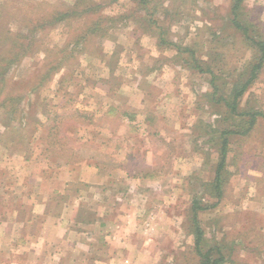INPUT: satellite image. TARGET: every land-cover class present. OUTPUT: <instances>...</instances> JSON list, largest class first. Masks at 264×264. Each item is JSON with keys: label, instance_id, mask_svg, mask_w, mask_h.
<instances>
[{"label": "rangeland", "instance_id": "rangeland-1", "mask_svg": "<svg viewBox=\"0 0 264 264\" xmlns=\"http://www.w3.org/2000/svg\"><path fill=\"white\" fill-rule=\"evenodd\" d=\"M76 2L82 7L91 6L95 12L93 19L99 13L116 15L133 10L134 18L111 29L104 37H91L89 49L93 52L75 51L74 59H65L62 69L49 71V65L63 54L62 48L79 33L78 27L82 25L84 18L38 26L32 39H29V34L32 35L31 27L36 25L38 13L51 14L55 9L73 6ZM233 3L234 0H159L157 12L159 19L166 22L169 41L183 46L194 45L201 61L210 64L220 76L217 86L222 92L231 88L234 79L244 70L245 64L253 55L244 34L232 23ZM146 9L132 0H0V54L4 53L2 55L8 58L16 38L25 41V44L33 43L32 48H28L18 61L11 62L9 66H6L9 59H0V141L8 145L6 149L9 152L17 151L20 155H30V144L33 143L36 145L33 152L38 154L36 160L27 163L26 167L23 159L12 158L0 148V172L3 171L0 186L9 190L14 187V193L21 197V201H28V197L33 199L35 193L45 187V179L40 180L38 175L45 169L46 164L51 160L55 164H58L59 159L64 160L59 157L62 150V155L68 157L72 155L70 149L82 146L80 140L85 131L79 127L80 124H88L91 120L89 117L67 116L59 122L60 128L48 136L50 128L44 123L53 116L50 106L57 100L53 95L55 92L66 94L69 92L64 91L67 88H72L71 91L77 89L83 83L79 81L83 79L87 93L90 94L93 93L94 84H99L102 88L113 87L116 84L114 79L95 81L97 75L102 73L96 61L108 57L111 47L116 52L112 61L117 60L122 49H126L129 43L128 35L132 34L130 27L133 28L136 39L141 40L145 33L141 32V28L137 30V24H145L146 27L151 25L147 22L149 8L148 11ZM240 18L246 22L251 36L264 38V0H243ZM140 42L144 45L140 51L142 56L151 58L154 51L153 41ZM144 49H150L151 54ZM160 50L163 52L157 57L165 81L162 89L175 95L167 101L173 105L176 114L174 118L181 123L182 130L177 137L174 136L175 132L170 131V135L175 138L165 145V152L159 155L162 159L166 156L172 157V161H166L165 166L169 173L167 184L175 183L172 174L176 171L180 170L184 175L181 183H178L181 193L178 211L182 214L183 223L181 233L177 224L166 225L170 236L167 244L169 248L155 262L152 258L149 259V263L198 264L199 256L193 250V242L188 234L192 231L189 206L194 197V193L189 194V191L197 187L199 192L203 186L199 178L197 184L193 183L197 173L200 177L203 176L200 180L210 179L215 175L214 166L218 157L216 147L219 146L216 144L220 143L219 132L216 130L227 128L232 120L226 119L222 115L223 106L212 100L217 86L211 85L209 73L200 72L187 65L184 62L187 54L178 55L174 46H161ZM122 72L121 74L126 75L130 70ZM61 75L65 76L64 81L61 80ZM80 75L83 77L80 78ZM242 77H247V73ZM220 94L219 91L217 95ZM68 100L74 101L75 98L69 96ZM102 100L103 106L108 99L102 96ZM12 106L17 107L16 114L8 113V108ZM240 108L264 111V68L258 80L240 99ZM73 111L71 108L69 112ZM11 117L12 121L8 122ZM97 117L105 119L102 115ZM210 122L212 126L207 125ZM60 137L64 139V146L61 147L56 143ZM231 142L226 164V171L231 174L224 185L225 196L214 212L202 211L199 218L211 243L224 247L226 256L230 258L229 264H264V116L258 118L257 125L249 135L232 136ZM84 150V155L92 153L89 146H85ZM162 161L164 162L160 160V164ZM19 166L22 175L14 178V172ZM19 185L24 190H18ZM166 193L168 196L169 193ZM9 194L11 193L0 194L3 202H12V195ZM201 200L203 203L213 201L205 197ZM236 202L243 203L245 209L234 207ZM152 211L153 209L148 211V218L155 217L156 213L153 214ZM174 211L175 209L165 211L166 217L172 218ZM174 239H177L176 242H173ZM134 260L140 261L141 257ZM39 261L42 262V259Z\"/></svg>", "mask_w": 264, "mask_h": 264}, {"label": "crops", "instance_id": "crops-1", "mask_svg": "<svg viewBox=\"0 0 264 264\" xmlns=\"http://www.w3.org/2000/svg\"><path fill=\"white\" fill-rule=\"evenodd\" d=\"M130 28L127 48L122 49L117 60L112 61L116 52L111 47L108 57L96 61L102 73L95 81L114 79L113 87L94 84L90 94L83 79L77 89L64 90L74 94L55 92L53 95L57 99L49 105L53 116L73 108L91 119L79 127L85 131L80 140L82 146L70 149L72 155L68 157L62 155V150L58 155L64 160L57 159L58 164L51 160L41 174H36V178L38 175L46 182L41 191H35L33 199L21 201L14 187L9 190L0 186V194L12 195L9 203L0 198V264H150L149 259L155 262L169 248L166 225L177 224L181 233L183 217L178 211L181 194L178 183L184 175L176 171L172 174L175 183L167 184L169 173L165 166L172 157L162 159L159 154L180 134L182 125L174 118L173 105L167 101L173 92L162 89L165 81L157 56L163 51L156 38L145 33L140 41H153L154 50V57L146 59L140 52L143 43ZM144 50L151 54L150 49ZM128 69L129 74H121ZM61 77L64 81L65 76ZM69 96L75 100H68ZM102 96L108 99L103 106ZM100 115L105 119L97 117ZM53 116L44 123L50 129L54 126ZM170 131L175 132V137ZM7 146L0 141L3 153L23 159L26 167L38 156L33 152L36 147L33 143L30 155L9 152ZM85 146L91 148L90 155H84ZM160 160L164 162L160 164ZM21 175L19 166L13 177ZM200 176L197 173L194 184L197 178L200 184L214 178L200 180L203 178ZM23 188L19 185L17 189ZM191 193L200 197L204 188L198 192L194 187ZM221 201L203 212H214ZM234 207L245 209L239 202ZM151 209L156 214L148 218ZM173 209L174 216L166 217L165 211ZM188 234L195 251L194 235L192 231ZM138 257L141 260L135 261Z\"/></svg>", "mask_w": 264, "mask_h": 264}, {"label": "trees", "instance_id": "trees-1", "mask_svg": "<svg viewBox=\"0 0 264 264\" xmlns=\"http://www.w3.org/2000/svg\"><path fill=\"white\" fill-rule=\"evenodd\" d=\"M132 1H135L137 5L141 6L143 9L147 8V11L149 8L147 22L149 24L151 23V25L146 27L145 24L139 23L137 24V30L138 28H141V32L154 36L159 47L167 45L174 46L178 51V55L182 56L183 54H187V57H184V62L200 72L209 73L211 85L217 86V80L220 78V76L210 64H205L201 61L194 45L190 44L183 46L169 41V38L167 37L168 29L166 27V22L160 20L159 16H157V12H159V0ZM242 3L243 0H234L233 5L231 6L232 23L244 34L247 45L252 49L253 55L251 60L245 64L244 70L239 72L238 76L234 79L231 88L227 92H222L219 86H217L212 94V100H214L215 103L221 104L224 108L222 115H224L226 119H230L232 121L231 125L227 128L216 130V132H219L220 143L216 144L219 146L216 147L218 151V157L214 166V178L211 181L202 183L204 193L200 197L194 196L192 199V206L190 208L192 223L191 229L194 235V249L196 254L199 256L198 264H229L228 260L230 258L228 259L226 256L224 247L221 245H213L210 241L211 239L205 234V230L201 225L199 213L217 206L223 197L224 185L229 180L231 174L229 171H226L228 170L226 169L228 152L230 151V146L232 143L231 137L235 135H249L257 125L258 118L260 116H264V111L262 110L255 108L245 110L240 108V99L244 96L249 87L258 80L260 72L264 68V38H257L250 35L246 22L240 18ZM133 13L134 10L121 12L116 15H102L99 13L98 17L96 16L93 19V14H95L93 8L89 5H87V7H82L79 2H76L73 6L59 8L58 10L55 9V11H53L51 14L48 12H43L41 14L38 13L36 25L31 27L32 35L29 34V39H32L33 34L38 29V26H49L62 20L73 22L76 19L84 18V22L80 27H78L79 33L77 36L62 48L63 54L57 59V61L49 65V71L55 72L62 69L65 59H74L75 51H86L88 53L93 52L91 48L89 49V42H91L94 36L97 38L106 36L111 29L120 27L125 21L133 19ZM13 44L14 47H11L12 53H10L8 58L2 55L4 53L0 54L1 60L9 59L6 66H9L11 62L18 61L20 56L24 55L28 48L33 47L32 42L25 44V41L22 42L20 38L13 40ZM18 46L20 47L17 49ZM65 64H68V62ZM245 73H247V77L243 78L242 76ZM219 91L221 94L217 95ZM13 106L16 105L14 104ZM13 106L8 108V113L13 112V114H16L17 107ZM72 115L88 118L87 114L77 110L73 112L66 111L63 113H56L53 116L54 126L50 129L48 136L53 135V132L60 128L59 122H62L63 118ZM11 119L12 117L8 119V122H10ZM207 125L212 126V123L210 122ZM63 140V137L57 138L56 143H59L57 145H60V147L63 146ZM211 141L215 143L213 139H211ZM205 196H207L206 199L209 198L213 201L203 203L201 199H203Z\"/></svg>", "mask_w": 264, "mask_h": 264}]
</instances>
